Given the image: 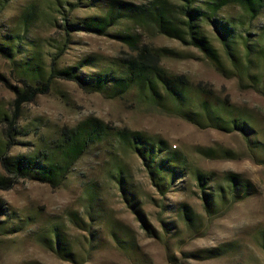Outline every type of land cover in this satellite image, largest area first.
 Wrapping results in <instances>:
<instances>
[{
    "label": "rangeland",
    "instance_id": "rangeland-1",
    "mask_svg": "<svg viewBox=\"0 0 264 264\" xmlns=\"http://www.w3.org/2000/svg\"><path fill=\"white\" fill-rule=\"evenodd\" d=\"M31 2L35 0H11L1 9L0 30L15 29ZM95 11L83 8L75 10L73 15L84 17ZM229 13L239 14L236 8L229 9ZM54 19L57 20L52 25L39 21L30 35L39 40L49 38L55 46L62 32L58 27L61 17L55 15ZM263 22L264 16L241 28L244 37L249 32L245 37L248 43H256V33ZM118 29L128 30L124 26L113 31ZM142 40L155 47L187 53L188 58L163 59L161 64L169 73L186 75L194 84H208L222 102L228 97L224 104L230 115L244 118L252 128L248 138L240 131H220L148 111L137 104L134 92L122 98H106L62 80L23 109L21 123L42 119L48 129L42 128L41 134L54 136L65 125L74 126L86 117H96L113 127L111 133H115L114 129L127 128L162 140L167 152L177 153L191 167L214 172L216 182L227 188V192L228 184L222 179L226 173L249 180L253 192L241 193L234 200L228 197L225 204L219 201L215 214L208 215L191 175L175 179L161 195L141 160L117 145L114 135L109 134L77 161L60 187L20 180L11 189L0 190V201L7 209V214L0 217L3 229L0 264H264V95L253 86V81L264 83V57L255 53L249 74L227 79L198 51L176 40L158 34H142ZM213 44L222 52L215 39ZM43 50L49 52L53 48L45 46ZM128 53L126 46L110 36L76 33L60 65H72L93 55L100 65L108 66ZM10 69L9 61L0 56V75L14 87L19 84ZM13 97L12 88L0 81L1 109L7 111ZM37 137L31 134L21 138V144L12 153L27 152L37 143ZM206 149L224 150L228 156L207 158L201 154ZM119 168L125 171L130 188L138 197V208L148 230L120 192L116 181ZM92 186L98 200L89 209L87 190ZM183 204L195 213L191 222L185 220L179 209ZM71 214L77 216V221L71 219ZM54 227L68 243L71 256L57 254L51 232Z\"/></svg>",
    "mask_w": 264,
    "mask_h": 264
},
{
    "label": "trees",
    "instance_id": "trees-1",
    "mask_svg": "<svg viewBox=\"0 0 264 264\" xmlns=\"http://www.w3.org/2000/svg\"><path fill=\"white\" fill-rule=\"evenodd\" d=\"M10 1L0 0V10ZM83 8L97 11L84 17L73 15L75 10ZM233 8L238 10V15L229 13ZM55 15L61 17L58 27L62 38L58 44L53 46L49 38L39 40L30 35L39 21L55 24ZM262 16L264 0H148L141 4L128 0H76L75 3L35 0L29 3L15 29L0 30V56L9 61L12 77L19 84L13 87L0 75V81L12 88L14 95L7 111L0 107V166L3 170L0 190L11 189L20 180L36 181L51 188L60 187L73 172L77 161L111 134L117 145L141 160L151 183L161 195L167 192L175 179L191 175L201 192L208 215L215 214L219 201L225 204L228 197L234 200L241 193H252V183L237 174L226 173L223 176V181L228 184L227 192V188L216 182L214 172H202L191 167L177 153L167 152L162 140L156 141L127 128L114 129L115 133H111L113 127L96 117H86L74 126L65 125L54 136L41 134L42 128L48 129L42 119L35 118L25 124L21 121L23 109L37 97L48 94L55 82L62 80L74 82L83 91L100 93L106 98H122L134 92L137 104L148 111L177 117L197 126L204 124L225 132L240 131L248 138L252 128L244 118L230 115L224 104L228 97L222 102L208 84H194L186 75L171 74L161 64L163 59L188 58L187 53L152 46L143 42L142 34H158L176 40L198 51L222 77L240 79L249 74L255 53L260 58L264 57V22L256 33L254 44L245 38L249 32L244 37L240 30ZM124 26L128 30L113 31ZM82 32L110 36L126 46L130 53L108 66L100 65L93 55L72 65H60L72 35ZM214 39L222 52L213 44ZM45 46L53 48V51L46 52L43 50ZM253 86L264 95V83L253 81ZM31 134L38 135L37 143L27 152L12 153V149L21 144V138ZM252 144L257 143L252 141ZM201 154L207 158L228 156L227 151L218 149H206ZM116 181L124 199L139 215L143 228L148 230L138 208V197L131 190L122 168L118 169ZM93 187L87 190L89 209L98 200ZM179 209L185 220L191 222L195 213L190 207L183 204ZM6 214L7 209L0 201V217ZM71 219L77 221V216L74 214L72 217L71 214ZM1 230L0 225V233ZM51 232L57 254L71 256L68 243L59 229L54 227Z\"/></svg>",
    "mask_w": 264,
    "mask_h": 264
}]
</instances>
